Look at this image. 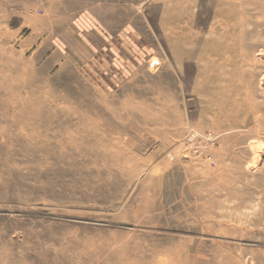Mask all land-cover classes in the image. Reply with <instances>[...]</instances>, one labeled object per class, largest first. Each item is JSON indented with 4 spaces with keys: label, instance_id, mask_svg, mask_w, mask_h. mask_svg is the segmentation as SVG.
Here are the masks:
<instances>
[{
    "label": "rangeland",
    "instance_id": "obj_1",
    "mask_svg": "<svg viewBox=\"0 0 264 264\" xmlns=\"http://www.w3.org/2000/svg\"><path fill=\"white\" fill-rule=\"evenodd\" d=\"M0 264H264V0H0Z\"/></svg>",
    "mask_w": 264,
    "mask_h": 264
},
{
    "label": "bare ground",
    "instance_id": "obj_2",
    "mask_svg": "<svg viewBox=\"0 0 264 264\" xmlns=\"http://www.w3.org/2000/svg\"><path fill=\"white\" fill-rule=\"evenodd\" d=\"M239 31V30H238ZM220 32V31H219ZM222 32V31H221ZM217 34V33H216ZM220 36V35H219ZM217 50V49H216ZM208 54V53H207ZM217 54V53H216ZM216 58H218V57H216ZM239 63V62H238ZM203 85V84H202Z\"/></svg>",
    "mask_w": 264,
    "mask_h": 264
}]
</instances>
